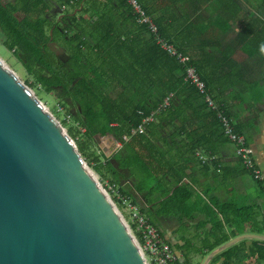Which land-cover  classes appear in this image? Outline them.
Listing matches in <instances>:
<instances>
[{
	"label": "trees",
	"instance_id": "trees-1",
	"mask_svg": "<svg viewBox=\"0 0 264 264\" xmlns=\"http://www.w3.org/2000/svg\"><path fill=\"white\" fill-rule=\"evenodd\" d=\"M138 1L159 35L190 58L210 96L233 121L226 92H235V81L227 80V75L236 74L234 62L230 57L227 61L213 59L214 55L204 53L203 45L201 54H192L190 35L203 27V15L219 0ZM263 9L264 0H260L259 10ZM258 19L264 25V16ZM217 20L219 27L220 18ZM0 37L38 97L61 89L71 100L77 108L73 119L80 128L67 120L62 124L73 139L81 140L77 143L81 155L94 160L93 169L102 183L116 186L154 225L157 214H171L173 205L186 206L194 197L187 179L192 166L201 165L197 151L216 156L229 142L217 112L209 109L195 86L186 83L185 65L157 44L148 25L137 22L127 0H0ZM61 42L67 45V55L56 47ZM171 95L170 105L163 108ZM67 99L60 98L64 108L69 105ZM153 112L157 114L146 133L124 142L123 137L131 135ZM236 130L242 134L240 126ZM98 136H113L123 146L111 156L91 153V143ZM138 196L151 209H142ZM114 202L125 209L121 200L114 197ZM216 205L220 212L234 215L239 227L252 221L251 231L264 234L259 225L264 226V220L256 222L259 215H253L254 208L241 210L218 200ZM243 242L218 257L233 264V258L245 250ZM251 256L264 261V242L253 241Z\"/></svg>",
	"mask_w": 264,
	"mask_h": 264
},
{
	"label": "water",
	"instance_id": "water-1",
	"mask_svg": "<svg viewBox=\"0 0 264 264\" xmlns=\"http://www.w3.org/2000/svg\"><path fill=\"white\" fill-rule=\"evenodd\" d=\"M244 239L264 242L237 237L203 264ZM0 264H148L65 127L1 59Z\"/></svg>",
	"mask_w": 264,
	"mask_h": 264
},
{
	"label": "crops",
	"instance_id": "crops-1",
	"mask_svg": "<svg viewBox=\"0 0 264 264\" xmlns=\"http://www.w3.org/2000/svg\"><path fill=\"white\" fill-rule=\"evenodd\" d=\"M220 1L222 7L215 2L209 5L203 15V27L190 35L194 41L192 54H201L199 48L203 45L204 53L214 55L213 59L227 61L230 57L234 62L236 74L227 75V80L236 83L235 92L232 89L226 92L228 106L234 114L235 126L242 128V135L254 150L255 165L263 180L257 181L245 168L236 155L235 145L230 142L220 147L215 162L193 165L187 181L193 185L194 197L186 206L173 205L171 214L155 216V226L172 246L178 264H185L188 260L203 264L221 247L210 251L209 248L216 243L229 239L228 243L243 235H259L251 231L252 221L239 227L234 215L220 212L216 200L241 210L254 208L253 215H259L256 222L264 220V25L261 26L258 19L260 15L264 16V9L259 10L258 0H250L251 5L248 0L242 3L238 2L240 0ZM218 17L219 27L216 24ZM117 146L108 148H113L116 153ZM138 203L146 211L152 207L142 196H138ZM144 215L149 217L147 213ZM238 231L241 233L234 236ZM255 240L238 242L244 241L245 250L233 258V264H264L251 256ZM219 255L209 264H225V258Z\"/></svg>",
	"mask_w": 264,
	"mask_h": 264
},
{
	"label": "built area",
	"instance_id": "built-area-1",
	"mask_svg": "<svg viewBox=\"0 0 264 264\" xmlns=\"http://www.w3.org/2000/svg\"><path fill=\"white\" fill-rule=\"evenodd\" d=\"M127 2L131 7L134 16L136 17L137 22L142 25H148L149 30L151 34L154 35L157 44L171 57L177 58L180 63L185 65L186 83L195 86L199 93L204 97L205 103L208 105L209 109L217 112L218 119L220 120L223 127L224 136L230 143L235 145L237 157L241 160L245 168L251 172L256 180L262 181V173L255 165L253 148L250 146V144H248L246 137L236 130L234 122L225 113L223 105L217 103L213 97L210 96L207 91V86L201 79L197 69L195 66L190 65V58L183 53H180L170 41L162 38L159 35L158 27L155 25L151 17L146 14L138 0H127ZM172 98L173 95L167 98L162 107H168ZM156 114L157 112H153L149 117H146L138 128L132 130L131 135L123 137V141L128 142L133 136L145 134L147 131V126L154 121ZM122 146L123 143L119 142L116 148L117 151L121 149ZM196 158L201 162L202 165L213 163L216 160V156L210 153H204L202 151H197ZM104 190L108 195L116 197L125 205V209L130 215V223H126L129 226L147 263L178 264L176 254L172 246L166 241L161 230L152 224L151 221L140 212V209L132 203L130 198L123 196L116 186L109 183L106 184Z\"/></svg>",
	"mask_w": 264,
	"mask_h": 264
},
{
	"label": "rangeland",
	"instance_id": "rangeland-1",
	"mask_svg": "<svg viewBox=\"0 0 264 264\" xmlns=\"http://www.w3.org/2000/svg\"><path fill=\"white\" fill-rule=\"evenodd\" d=\"M5 2L8 1H12V0H4ZM256 1V0H255ZM222 1H217L215 2V4H219L220 7H222L221 4ZM239 3H242L243 0L238 1ZM258 3L260 5V2L258 0ZM255 3H254V7H255ZM252 8V7H251ZM60 52H62V54L67 55V45L64 42H61L58 46H56ZM0 59L3 61V63L6 64V66H8L12 71H14L17 76L20 78V80L25 83L27 86H29L28 81V77L27 74L25 73L24 69L22 68V66L18 63L17 59L15 58V56L9 52L3 45H2V40L0 37ZM33 90V89H32ZM33 92L35 93V91L33 90ZM36 94V93H35ZM42 103L44 104L45 108L52 113L55 118H57L59 120V122L62 124V122L64 120L68 121L69 125H73L74 128H78V124L74 121L73 118H75V113L77 112V108H75L72 105L71 100L67 99L66 97L63 96V93L61 91V89H57L55 91H53L52 93H47L44 94L41 98L38 97ZM60 98L63 100L68 101V107L64 108L61 104H60ZM71 115V116H70ZM73 116V117H72ZM63 125V124H62ZM80 128V127H79ZM66 131L68 132V128H65ZM82 132H84V130H82ZM69 134V133H68ZM73 139V138H72ZM74 142L77 144L79 141H81L78 137L73 139ZM101 141L102 144H106L107 142H105L106 140H104L101 137ZM102 145H100L99 143H97V141H93L91 143L90 146V151L91 153H96L97 155H101L103 151ZM107 148H108V144H106ZM109 150V156H111L112 154L115 153V151L113 150V148H108ZM114 151V152H113ZM113 152V153H112ZM105 153V152H104ZM83 157V155H82ZM85 163L87 164V166L91 169V171L94 173V175L96 176V178L99 180L101 186L105 189L106 184L109 183L108 181L106 182H101L99 175L94 171L93 169V165H94V160L88 158L87 156L83 157ZM111 197V199L114 202V197L112 195H109ZM115 203V202H114ZM116 205V203H115ZM117 206V205H116ZM117 208L119 209V207L117 206ZM120 210V209H119ZM120 212L122 213V215L124 216V219L127 223H130V215L129 212L126 209L120 210Z\"/></svg>",
	"mask_w": 264,
	"mask_h": 264
},
{
	"label": "bare ground",
	"instance_id": "bare-ground-1",
	"mask_svg": "<svg viewBox=\"0 0 264 264\" xmlns=\"http://www.w3.org/2000/svg\"><path fill=\"white\" fill-rule=\"evenodd\" d=\"M5 64V63H4ZM5 66H6V64H5ZM8 67V66H7Z\"/></svg>",
	"mask_w": 264,
	"mask_h": 264
}]
</instances>
